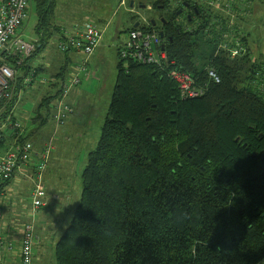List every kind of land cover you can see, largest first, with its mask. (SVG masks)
<instances>
[{
  "label": "trees",
  "instance_id": "trees-1",
  "mask_svg": "<svg viewBox=\"0 0 264 264\" xmlns=\"http://www.w3.org/2000/svg\"><path fill=\"white\" fill-rule=\"evenodd\" d=\"M32 1L40 25L51 24L58 0ZM185 2L196 15L178 32L164 29V52L202 81L206 67L215 69L220 83L199 99L180 100L176 85L152 67L129 63L124 70L118 62L97 145L86 155L79 201L53 245L52 264L264 262V94L253 84L260 67L246 37L243 56L218 52L223 36L237 33L228 29L231 18L204 3ZM258 3L263 1H232L237 27L247 31L256 22ZM43 47L37 42L20 67L6 59L17 69L19 89ZM19 89L2 105L0 122L16 121ZM57 95L41 98L43 122Z\"/></svg>",
  "mask_w": 264,
  "mask_h": 264
},
{
  "label": "built area",
  "instance_id": "built-area-1",
  "mask_svg": "<svg viewBox=\"0 0 264 264\" xmlns=\"http://www.w3.org/2000/svg\"><path fill=\"white\" fill-rule=\"evenodd\" d=\"M185 1H190L194 4L204 3L206 6L218 10L224 16L231 18L228 29L231 30L234 27L237 33L227 32L217 47L218 52H224L230 59L241 57L247 52V46L242 42V39L245 37L247 39L248 33L244 30L243 25L237 27L232 21L234 18L232 12L233 0H177L178 3ZM237 1L243 3L246 0ZM29 9V0H0V116L2 114V105L7 104L13 98L12 86L17 75V69L9 66L5 62L6 59H15V66L20 67L36 50L37 42L26 41L20 35V31L28 19ZM102 31L93 22H84L81 26L71 28L70 31H64L54 44L58 53L76 52L82 58L71 69L67 81L60 84L57 98L51 104V121L54 125L53 134L64 127L67 118L73 112L67 102V98L70 92L79 86L81 76L86 74L88 60L102 41ZM162 46L159 32L152 29L144 21L138 28L127 32L125 42L118 49L119 62L124 70L129 63L152 67L158 75L176 85L180 100L199 99L205 95L209 85L220 83L217 72L213 68L206 67L204 69L206 76L204 81L182 71L176 67L174 61H169L164 49L161 48ZM261 68L262 71L257 73L258 78L256 80L264 83V67ZM35 74V69L29 66L22 82L23 88L31 84ZM257 89L259 90V88ZM260 92L264 94V91ZM15 99L16 105L18 94ZM8 130L12 133L14 141H12V147L8 152L0 156V187L9 182L21 168H29L33 158L37 159V163L28 176L31 182L30 208L28 210L29 216L32 217L31 222L21 225L13 224L14 232L7 238H3L0 234V253L3 252L7 259L9 258L10 262H12L14 254L16 257L17 252L18 264H33V253L38 238L35 233L33 218L45 206L46 189L43 184V174L49 162L53 146L51 141H49L39 151H34V144L29 141L18 144L17 139L22 136L23 127L20 122H12L9 119L6 122H0V142L4 136L3 133ZM2 194L1 191L0 201ZM1 219L2 213L0 209V222ZM0 264L2 263L0 262Z\"/></svg>",
  "mask_w": 264,
  "mask_h": 264
},
{
  "label": "rangeland",
  "instance_id": "rangeland-1",
  "mask_svg": "<svg viewBox=\"0 0 264 264\" xmlns=\"http://www.w3.org/2000/svg\"><path fill=\"white\" fill-rule=\"evenodd\" d=\"M130 1L131 0H67V2H65V0H58V3H56L57 7L54 10L55 12L51 22H73V24H75L73 27H78L84 22L92 21L103 30V44H101L102 46L97 50L94 58V65L97 68L94 69L90 65L91 68H89V72H96V77L95 80H90V90L87 92L89 96L88 102L82 105L83 107L79 112L75 109L78 118L76 119V125L71 124L74 129L73 132H61L59 134L60 129L58 131L59 135L55 137L54 145L56 149L54 152H51L45 170L44 186L46 189V197L44 201L47 202L48 198H50L53 193H59L60 201L58 203L50 201L49 206L43 211L41 208L39 213L33 218L35 233L38 237L36 240L37 245L33 253V264H52L53 245L59 235L67 227L73 215L74 207L79 201L81 193V173L85 166L86 155L93 151L97 145L101 129L100 127L99 130H96L97 121L100 118L104 121L110 102V99H105L107 97L106 93L110 90L112 92L114 87L117 64L119 62L118 49L127 38L126 31L131 28L129 26L138 20L134 15L129 17V13L126 12L127 8L129 10L128 2ZM262 1L264 3V0ZM31 3H33L32 0ZM263 3H258L260 6L256 5L254 7L252 12L254 13L256 22L251 21L248 27L250 37L255 41V45H253L252 49V62H257L260 67L257 73L262 71L261 67H264ZM133 12L138 13L137 9L133 10ZM38 17V9L33 6L30 17L28 12L29 20L25 23V28L23 27L24 39L28 40L31 38L30 30L33 29L35 21H39ZM251 30L252 32L250 33L249 31ZM47 51L50 52L48 59L54 61L53 59L55 57L53 55L55 54L52 52H55V49L53 46H47ZM48 59L46 61H48ZM52 70L56 71L55 66ZM256 78H258V76ZM85 83L86 82H83L81 85L84 86ZM253 84L256 88H259L260 91H264L263 82H258V80H256ZM38 113V110L36 108L33 109L31 105L27 108L23 107L20 115L18 110L15 112L17 121H19L23 127L24 135H27L28 141L34 144V151L41 148L43 145L41 142L43 137L51 132V128L52 131L54 129V125L50 123L49 119L39 126L36 120L39 121L43 119V114H45V112ZM38 115L43 117L37 119ZM25 195L26 190L22 192L23 200L21 201L22 203L18 205L19 211H22L23 205L28 201ZM24 217L25 219L23 221L21 220V222L20 220L18 222L13 220V222H9L10 228L8 230V237L14 232L13 224L21 225L31 222V216L24 215ZM262 264H264V262Z\"/></svg>",
  "mask_w": 264,
  "mask_h": 264
},
{
  "label": "crops",
  "instance_id": "crops-1",
  "mask_svg": "<svg viewBox=\"0 0 264 264\" xmlns=\"http://www.w3.org/2000/svg\"><path fill=\"white\" fill-rule=\"evenodd\" d=\"M65 2H67V0H65ZM32 9H33V6L30 4L29 17L31 15ZM126 12H127V10H126ZM28 20L29 19H27L26 23L28 22ZM24 25H25V23H24ZM24 25H23V27H24ZM74 25L75 24H73V22L65 23L62 21H60V22L59 21L58 22L53 21V22H51V24L50 23L44 24L42 26V24L40 25V21L36 20L35 24L33 26V29L30 30V34H31L30 37L31 38L28 40L24 39V37H23L25 27L24 28L22 27V29L20 31V35L22 36V39L29 41V42H31V41L41 42V43H43L44 47L29 62L30 68H34L35 72H36L34 80L31 82V84L29 86L24 87V88L21 87L20 88L21 91H20V89L16 86V84H17L16 80L13 83V86H12L13 93L15 92V90L19 89L15 95V96H17V94H18L17 103H16V105L14 104L15 106H13V108H12L13 109L12 114H13L14 120L17 121V117H15V112L17 110H18L19 115H20V112H21L23 107L27 108L29 105H31L33 107V109H35V108L37 109V106L39 105L42 97L48 98L51 95H53L54 93H56L57 90L59 92L60 84L67 81V79L69 77V73H70L71 69L73 68V66L80 62V60L82 58V56L80 54H78L76 52H69L66 54H60L56 51V48L54 45L56 40H58L61 37L63 32L66 30L70 31V29ZM248 27L249 26H247V25L245 26V28L247 29V33H248ZM99 28L102 29L101 27H99ZM248 41L250 42V44L252 41V44L255 45L254 39H251L250 37H248ZM101 44H103L102 41H101L100 45L98 46V48L95 50V53L88 60L86 74L81 76V82H80L79 86L77 88H75L74 90H72L70 92L68 98H67V102L71 106L73 112L67 118L65 125L60 130L59 134L61 132L62 133L63 132L66 133L69 131L73 132L74 129H73L71 124L76 125V119L78 118V114L75 113V109L79 112L83 107L82 105H84V103L88 102V100H89V96L87 95V92L90 90V85H91L90 80H95V77H96V72L95 73L89 72V68H91V66L94 69L97 68L94 65V62H95L94 58H95L97 50L102 46ZM49 45H52L53 48L55 49V52H52L55 54V55H53L55 57L53 59L54 61L48 59L50 52L47 51V46H49ZM47 59H48V61H46ZM54 66L56 68V71L52 70V68ZM59 74H61V75H59ZM22 82H23V80H22ZM83 82H86L84 84V86L81 85ZM56 85H57V87L55 88ZM80 86L82 89L80 88ZM110 95H111V90L106 93L107 97L105 99L109 100ZM51 104L49 105V118H48L50 120V123H52V121H51V113H52L51 107H52V105ZM8 118H10V117H8ZM38 119H41V118L38 117ZM36 122H38L39 126L44 124L42 119L39 121L36 120ZM102 122H103V119H101V118L98 119L96 130H99ZM51 132H49L47 136L43 137L41 142L44 145V144L48 143L49 141H51L52 146H53L52 151L54 152L56 149V146L54 145L55 137L58 136L59 134H58V132L53 134L54 129L52 131V128H51ZM4 137H5V143L0 146V156L4 155L5 153L8 152V150L12 147V145H11L12 141H14V137L9 130L5 131ZM22 137L25 138V141L29 140L28 136L24 135V133L22 134ZM42 146H41V148H42ZM52 160H53V157H52ZM36 163H37V159L33 158V161L31 163L32 166L30 165L29 168H21L19 171H17L15 173L14 177L4 186V189L2 190L3 194H2L1 201H0V209H1V213H2V219L0 222V234L3 238L8 237L7 235L9 234L8 230L10 228V226H9L10 221L13 220V221L18 222L20 220V222H21V220L23 221L25 219L24 215L29 216L28 210L30 208L31 182L28 179V176L30 175L31 169H33V167L35 166ZM44 178H45V172L43 174V184H44ZM24 182H26V183H24ZM24 184H25L26 188H25ZM56 189H58V188H56ZM25 190H26L25 196L27 197V200L29 201V203L27 201V203L25 205H23L22 211H19L18 205L22 203L21 202L23 200L22 192H24ZM54 190H55V187H54ZM45 195H46V190H45ZM59 196H60L59 193H53L51 195V197L48 198V201L45 202V206L42 207V211L46 207L49 206L50 201L53 203H58L60 201ZM39 211L37 213H39ZM0 255H1L0 262L2 264H18L17 252H16V257L14 254V258H13L12 262H10L9 258L7 259L6 255L3 252L0 253Z\"/></svg>",
  "mask_w": 264,
  "mask_h": 264
},
{
  "label": "flooded vegetation",
  "instance_id": "flooded-vegetation-1",
  "mask_svg": "<svg viewBox=\"0 0 264 264\" xmlns=\"http://www.w3.org/2000/svg\"><path fill=\"white\" fill-rule=\"evenodd\" d=\"M141 6L143 8H140ZM135 9L138 13L133 12ZM127 13H129V17L134 15L138 19L129 27H133L135 24L139 26L145 21L152 29L162 33L165 28L178 32L177 27H182L181 22L185 23V19L190 20L192 16L196 15L191 4L178 3L177 0H133V6L129 10L127 9Z\"/></svg>",
  "mask_w": 264,
  "mask_h": 264
},
{
  "label": "water",
  "instance_id": "water-1",
  "mask_svg": "<svg viewBox=\"0 0 264 264\" xmlns=\"http://www.w3.org/2000/svg\"><path fill=\"white\" fill-rule=\"evenodd\" d=\"M132 6H133V1H130V3H129V8H132ZM140 8H143V6H141ZM137 26H138V24H135V25L133 26V28H137ZM159 37H160L161 39H163V33H162V32H159ZM161 48L164 49V45H163ZM236 141H237V139H236Z\"/></svg>",
  "mask_w": 264,
  "mask_h": 264
}]
</instances>
